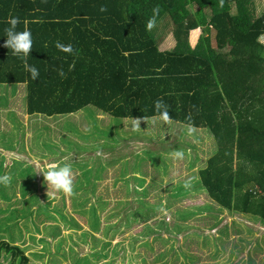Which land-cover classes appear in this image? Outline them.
I'll return each mask as SVG.
<instances>
[{
  "label": "trees",
  "instance_id": "trees-1",
  "mask_svg": "<svg viewBox=\"0 0 264 264\" xmlns=\"http://www.w3.org/2000/svg\"><path fill=\"white\" fill-rule=\"evenodd\" d=\"M253 1L0 0V83L23 82L24 105L19 106L35 116L67 114L92 105L113 117L146 118L159 116L154 101L161 100L169 119L204 128L213 138V151L196 170L197 182L216 205L213 209L257 220L264 238V44L259 39L264 34V11L256 14ZM191 5L194 9L188 10ZM154 9L155 21L148 29L146 22ZM12 16L19 21L16 30L26 27L31 33L27 56L13 55L3 46L4 29ZM161 23L174 39L168 50L157 46ZM196 28L200 33L191 46L189 32ZM57 43L71 45V51H62ZM28 65L37 68L35 79ZM29 199L36 201L34 196ZM29 199L26 208H30ZM73 204L79 208L83 203L73 198ZM100 205L86 208L90 217H99ZM21 210L13 206L6 215L19 232ZM54 212L66 221L63 213ZM237 223L243 224L242 220ZM104 228L109 236L118 226L107 223ZM174 228L186 232L193 226L186 223ZM12 229L0 222V231ZM68 236V264H95L107 255L102 248L108 241L101 242L99 250L78 255L73 248L78 241L72 233ZM130 240L134 244L136 238ZM42 249L33 255L43 256L46 250V257L51 254L61 262L48 245ZM88 256L91 260H86ZM135 256L147 264L143 254ZM160 256L165 253L160 251L155 261ZM0 257L7 258V264H29L23 246L4 238L0 239Z\"/></svg>",
  "mask_w": 264,
  "mask_h": 264
},
{
  "label": "rangeland",
  "instance_id": "rangeland-1",
  "mask_svg": "<svg viewBox=\"0 0 264 264\" xmlns=\"http://www.w3.org/2000/svg\"><path fill=\"white\" fill-rule=\"evenodd\" d=\"M157 31L158 47L170 49L174 39L168 27L161 23ZM199 33L198 28L191 30L189 42ZM259 39L264 43V34ZM15 98H20L15 91L0 89V176H8L7 183L0 182V192L10 197L0 195V222L13 227L10 233L1 230L0 239L23 246L29 264L70 263V233L79 243L73 246L78 255L109 242L102 248L107 255L95 264H142L135 253L143 254L147 264H264L263 226L244 216L237 217L243 224L237 223L233 212L213 209L216 205L197 182V167L215 146L207 130L160 116L113 117L92 105L28 117L19 106L24 105L23 94L20 101ZM48 162L70 165L71 193L47 187L40 169ZM73 198L85 205L76 207ZM100 204L99 217H90L86 208ZM13 206L24 208L17 224L21 232L6 217ZM188 213L192 215L186 218ZM107 223L118 226L113 235L104 234ZM186 223L193 228L176 232L175 225ZM45 244L61 262L51 254L46 257V250L43 256L33 255ZM160 251L165 257L155 261ZM0 264H7V258L0 257Z\"/></svg>",
  "mask_w": 264,
  "mask_h": 264
},
{
  "label": "clouds",
  "instance_id": "clouds-1",
  "mask_svg": "<svg viewBox=\"0 0 264 264\" xmlns=\"http://www.w3.org/2000/svg\"><path fill=\"white\" fill-rule=\"evenodd\" d=\"M153 12L154 15L149 17L146 22V28L148 29L153 27L155 21V9ZM18 22V19L14 16L8 18L7 23L9 27L4 29L3 36H5L6 39L3 41V46L11 49L13 55L20 54L22 56H27L32 47L31 33L26 27L20 31L16 30ZM56 47L65 52L71 51V45L57 43ZM26 67L31 77L35 79L38 76L37 68L30 65ZM154 108L159 112V116L162 120L167 121L169 119L167 107L161 100L154 101ZM175 155L179 156L181 153L176 152ZM70 171L69 164L58 165L55 162H49L46 168L40 169V172L43 175V181L46 182L47 187L48 185H51L53 189L60 190L64 193L72 192ZM7 181L8 176L6 174L0 176V182L7 183Z\"/></svg>",
  "mask_w": 264,
  "mask_h": 264
},
{
  "label": "crops",
  "instance_id": "crops-1",
  "mask_svg": "<svg viewBox=\"0 0 264 264\" xmlns=\"http://www.w3.org/2000/svg\"><path fill=\"white\" fill-rule=\"evenodd\" d=\"M253 9H254V12L256 13V14H259V13H261L262 11H264V0H254L253 2ZM230 11H234V7L233 6H231L230 7ZM209 9H207L206 10V13L207 14H209ZM197 29V28H196ZM171 32V31H170ZM191 35V31L189 32V37H191L190 36ZM189 37H188V39H189ZM159 38H161V35L159 36ZM159 38H158V40H159ZM197 38H198V36H196V38H195V40L193 41L192 40V42L190 43V45L191 46H194L195 45V43H196V41H197ZM192 39V38H191ZM263 43V42H262ZM264 44V43H263ZM173 45H174V43H173ZM173 45H172V47H173ZM157 46H158V44H157ZM171 47V48H172ZM159 48V47H158ZM170 48V49H171ZM160 49V48H159ZM160 50H164V49H160ZM168 50V49H167ZM2 88H5V89H7V90H10V92H13V91H15L16 93H17V95L18 96H20V98H18L19 100L21 99V96H22V94L24 95L25 94V84L23 83V82H19V83H0V89H2ZM12 95V94H11ZM13 96V95H12ZM15 99H17V98H15ZM17 99V100H18ZM7 105H8V102L7 103H5L4 104V109L5 108H7ZM15 107H17V105H15ZM10 110H12V109H10ZM24 113V112H23ZM26 116H35V114H28V113H24ZM39 114H36V116H38Z\"/></svg>",
  "mask_w": 264,
  "mask_h": 264
}]
</instances>
